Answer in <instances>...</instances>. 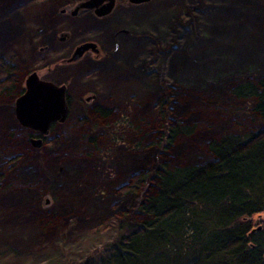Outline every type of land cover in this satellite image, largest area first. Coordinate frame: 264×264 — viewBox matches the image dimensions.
Listing matches in <instances>:
<instances>
[{"label":"trees","instance_id":"trees-1","mask_svg":"<svg viewBox=\"0 0 264 264\" xmlns=\"http://www.w3.org/2000/svg\"><path fill=\"white\" fill-rule=\"evenodd\" d=\"M263 12L264 0H247L245 11L241 10L246 25L242 22L235 27L237 34L232 44L222 49L218 67L199 69L198 74H188L184 80L177 76L185 101L172 102L167 118L163 108L171 102V93L155 102L156 118L143 119L139 125L131 123L129 112L118 113L113 105L97 101L88 113L97 121L93 135L86 136L92 133L85 125L86 115L76 123H66L61 132L83 136L73 142L69 139L62 148L96 149L93 146L99 139L121 146L115 162L117 175L110 179L116 184L112 186L114 197L98 196L112 209L109 219H118L119 227L126 229L113 243L103 246L98 261L90 256L82 264H264ZM184 29L189 30L187 26ZM13 55L0 58V98H14L22 92L17 89ZM186 79L194 80L195 85L186 84ZM126 90L108 94L121 98ZM108 98L116 102L112 96ZM132 99L126 97L123 104L131 105ZM230 99L244 104L247 111L231 110L226 105ZM139 103L130 106H136L134 120L146 113L147 104ZM17 132L28 144L33 131L19 127ZM1 133L0 147L2 143L15 151L22 147L21 139L4 141ZM9 137L14 134L9 133ZM7 151L0 148V164ZM77 153L74 151L72 157ZM19 157L3 159L7 167L0 169V192L38 187L37 181L33 182V167H19L12 182L3 184L6 170H12ZM66 164L70 170L69 162ZM76 170L72 169L61 184L75 177ZM69 194L68 204L73 209L81 193L72 186ZM99 207L92 203L89 210L103 213ZM3 217L0 210V223ZM30 251L20 253L10 239H0V264H58L56 253L33 256Z\"/></svg>","mask_w":264,"mask_h":264},{"label":"rangeland","instance_id":"rangeland-1","mask_svg":"<svg viewBox=\"0 0 264 264\" xmlns=\"http://www.w3.org/2000/svg\"><path fill=\"white\" fill-rule=\"evenodd\" d=\"M84 1L0 0V58L15 54L12 61L18 69L17 89L23 90L26 76L36 71L45 80L65 84L69 98L67 121L57 123L51 132L39 136V145L30 141L27 144L24 136H21L23 139L17 136L19 127L26 128L14 114L15 99L21 93L14 98H0L2 139L22 140V147L16 151L9 144H1L8 149L6 159L20 156L15 167L6 170L2 182L9 185L19 167H33L36 173L33 182L37 181L38 185L32 190L15 187L0 192V210L4 213L0 239H10L20 253L30 250L33 256L56 253L58 264H82L90 256L93 261H98L103 246L113 243L115 236L126 229L119 227L118 219H109L112 209L98 196L110 194L114 197L112 186L116 184L112 185L110 179L117 175L115 162L120 155V144L99 139L93 146L96 149L92 146L83 148L86 153L81 151L82 148H62L69 139L73 142L83 136L61 132L66 123H76L79 117L86 115L85 125L92 132H87L86 136L93 135L96 130L93 125L97 121L88 113L92 102L97 101L104 106L113 105L118 113L119 110L129 112L131 123L139 125L143 119L156 118L155 102L171 93V102L163 108L167 118L172 102L185 101L180 96L181 80L178 73H173L172 66L175 64L181 70L186 65L188 70L183 69L180 74L184 77L198 74L201 68L218 67L222 49L232 44L231 37L234 39L237 26L243 22L241 10L245 11L247 7V0H145L137 3L113 0L109 11L98 15L95 8L77 7ZM106 3L104 0L101 5ZM163 15V24H157L161 25L162 34L154 17ZM86 42L93 43L97 53L89 47L75 61L69 62L76 48ZM132 43H138L143 49L129 59L122 57L126 51H123L124 46L129 45L127 51H130ZM103 67L118 70L124 77L143 85L125 88L124 93H127L121 98L119 94L109 95L108 90L114 88V82L106 80L107 85H103ZM148 91H153L149 98L145 94ZM90 94L95 95L93 101L87 100ZM125 96L133 98L131 105L138 104L143 98L139 105L147 104L146 113L134 120L132 115L136 106L123 104ZM230 100L226 105L231 110L237 109L241 114L247 111L244 104ZM9 133L14 137H9ZM74 151L78 153L72 157ZM5 158L1 157V170L7 167ZM72 169H77L78 174L61 184L66 181V175H71ZM72 186L82 197L73 209L72 204H68ZM92 203L101 206L103 213L94 215L89 210ZM29 227L28 233L23 232Z\"/></svg>","mask_w":264,"mask_h":264},{"label":"water","instance_id":"water-1","mask_svg":"<svg viewBox=\"0 0 264 264\" xmlns=\"http://www.w3.org/2000/svg\"><path fill=\"white\" fill-rule=\"evenodd\" d=\"M104 0H86L77 7L95 8L98 15L109 11L113 0H105L107 3L101 5ZM129 2H140L145 0H128ZM76 7V8H77ZM94 44L86 42L78 46L69 60L77 59L83 51ZM22 93L15 99L14 114L21 126L31 129L40 135L49 133L53 123L65 121L68 112L66 85L57 84L41 78L36 71L29 73L24 81ZM33 145H39L41 138H31Z\"/></svg>","mask_w":264,"mask_h":264},{"label":"bare ground","instance_id":"bare-ground-1","mask_svg":"<svg viewBox=\"0 0 264 264\" xmlns=\"http://www.w3.org/2000/svg\"><path fill=\"white\" fill-rule=\"evenodd\" d=\"M155 21L157 20V23H155L156 27L159 28V32L163 34V30L160 29V26L163 24V20H164V15L163 17H154ZM166 19V17H165ZM160 22L159 25H157L158 23ZM118 23V22H117ZM111 32V31H110ZM106 35H109L108 31H106ZM231 40H234L232 37H231ZM129 45H126L124 46L123 48V53H122V57L124 58H131L133 57L135 54H137L140 50L143 49V46L139 45L138 43H132V48L130 51H127ZM188 67L186 65L183 66V68L180 70V69H177V66H175V64L172 66V69H173V73L174 74H177V76L179 78H181L182 80H184V76H180L181 72L183 69H187ZM201 69H204L205 68H201ZM213 69V68H212ZM213 71V70H212ZM186 72V71H184ZM101 74H102V77L103 78V85H107V81L106 80H113L114 84V88L113 89H109L108 90V93L111 94V93H117L118 91L119 92H123L125 88H135V87H140L143 85L142 82H139V83H136L134 81H132L131 79H128V77H124L123 73H120L118 70H113L112 68H101ZM132 77H134V75L132 74ZM189 79V78H188ZM186 79L185 80V83L188 84V85H192L191 87H193L195 85V83L193 82L194 80H188ZM188 80V81H187ZM138 84H141V85H138ZM145 92V91H144ZM152 92L153 91H148V93H145L147 94V98H149L151 95H152ZM0 119H1V112H0ZM119 164L123 167L126 166V163L124 161H119ZM91 211L96 214V209L95 208H92Z\"/></svg>","mask_w":264,"mask_h":264},{"label":"flooded vegetation","instance_id":"flooded-vegetation-1","mask_svg":"<svg viewBox=\"0 0 264 264\" xmlns=\"http://www.w3.org/2000/svg\"><path fill=\"white\" fill-rule=\"evenodd\" d=\"M93 51L95 52V53H97L96 52V49H93ZM69 60V59H68ZM76 60V59H75ZM75 60H69V62H71V61H75ZM68 62V61H67ZM90 97L89 98H87V100L88 99H91V101H93L94 100V98H95V95L94 94H90L89 95ZM69 99V98H68ZM93 99V100H92ZM67 102H68V100H67ZM95 101H93L92 103H94ZM57 124V123H56ZM39 136H41L39 133H37V132H35V131H33V134H32V136L29 138V141H30V139L31 138H39ZM31 142V141H30Z\"/></svg>","mask_w":264,"mask_h":264}]
</instances>
